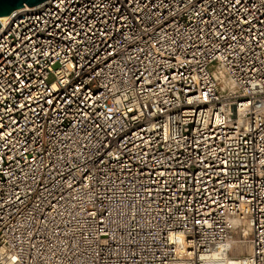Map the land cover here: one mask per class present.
I'll return each instance as SVG.
<instances>
[{
	"label": "built area",
	"instance_id": "2783aa9c",
	"mask_svg": "<svg viewBox=\"0 0 264 264\" xmlns=\"http://www.w3.org/2000/svg\"><path fill=\"white\" fill-rule=\"evenodd\" d=\"M0 264H264V0L11 13Z\"/></svg>",
	"mask_w": 264,
	"mask_h": 264
},
{
	"label": "water",
	"instance_id": "95a60500",
	"mask_svg": "<svg viewBox=\"0 0 264 264\" xmlns=\"http://www.w3.org/2000/svg\"><path fill=\"white\" fill-rule=\"evenodd\" d=\"M48 0H0V26L2 22L14 11L22 8H32Z\"/></svg>",
	"mask_w": 264,
	"mask_h": 264
},
{
	"label": "rangeland",
	"instance_id": "374dc122",
	"mask_svg": "<svg viewBox=\"0 0 264 264\" xmlns=\"http://www.w3.org/2000/svg\"><path fill=\"white\" fill-rule=\"evenodd\" d=\"M247 248H248V247H247L246 244H245V245L243 246V248H242L243 252H245ZM236 250H241V247H236Z\"/></svg>",
	"mask_w": 264,
	"mask_h": 264
},
{
	"label": "bare ground",
	"instance_id": "6f19581e",
	"mask_svg": "<svg viewBox=\"0 0 264 264\" xmlns=\"http://www.w3.org/2000/svg\"><path fill=\"white\" fill-rule=\"evenodd\" d=\"M243 238L241 237V239L240 240H237L236 242H238V243H243L244 241L242 240ZM242 249V248H241Z\"/></svg>",
	"mask_w": 264,
	"mask_h": 264
}]
</instances>
